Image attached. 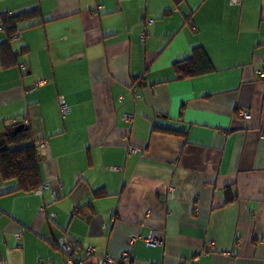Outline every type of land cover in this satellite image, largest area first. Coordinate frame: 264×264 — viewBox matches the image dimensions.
I'll use <instances>...</instances> for the list:
<instances>
[{
  "label": "crops",
  "instance_id": "crops-1",
  "mask_svg": "<svg viewBox=\"0 0 264 264\" xmlns=\"http://www.w3.org/2000/svg\"><path fill=\"white\" fill-rule=\"evenodd\" d=\"M36 7L0 27V141H48L44 186L0 170V257L59 263L68 236L129 264H264V0H0ZM197 46L217 70L174 80Z\"/></svg>",
  "mask_w": 264,
  "mask_h": 264
},
{
  "label": "trees",
  "instance_id": "trees-1",
  "mask_svg": "<svg viewBox=\"0 0 264 264\" xmlns=\"http://www.w3.org/2000/svg\"><path fill=\"white\" fill-rule=\"evenodd\" d=\"M175 1L180 2L181 0ZM39 15V7L17 14L3 12L0 13V27L4 28L9 36L18 35V31L20 30L18 29L20 27L19 24L22 21L27 22L36 19ZM32 26H35L34 23L27 27ZM25 49L28 50L27 47L22 48V50ZM1 55L5 59L9 56L11 59L16 57V54L12 52L7 42L2 45ZM15 61L14 59L13 62ZM174 67L176 71L174 80L200 77L217 70L211 57L202 46L194 47L191 56L184 60L177 61ZM15 127L14 125L5 131L3 137L4 142L0 145L1 175L5 180H14L16 182L15 191L42 189L44 181L42 179L39 148L46 146L41 145L44 140L34 137L32 128L29 124L23 123V126L16 132ZM153 130L164 132V129L157 126H154Z\"/></svg>",
  "mask_w": 264,
  "mask_h": 264
},
{
  "label": "built area",
  "instance_id": "built-area-1",
  "mask_svg": "<svg viewBox=\"0 0 264 264\" xmlns=\"http://www.w3.org/2000/svg\"><path fill=\"white\" fill-rule=\"evenodd\" d=\"M241 1L242 0H232V2H234L235 4H238ZM259 75L261 77H264L263 72H259ZM61 110L64 114H66L70 110L69 106L64 101L61 102ZM239 112L242 116L246 118H249L251 116L249 112L243 109H241ZM127 118H130V117L127 115ZM47 144H48V141H44L41 143V145H47ZM21 235L22 233H18V236H21ZM134 240L135 238L132 239V241ZM145 241L148 245H152V246H156L160 244L161 238L158 235V231L155 229H152L150 233L146 236ZM210 244L211 246H213L215 245V242L211 241ZM60 245H61L62 251L65 253V258L59 263L52 262L51 264H84L85 262L89 261L93 255L98 256L97 264H129L128 253H124L121 259H117L109 253L98 254L96 252L95 247H92V246L86 247L83 250V254L80 255L78 247L75 246V243L73 242V240L68 236H64L60 239ZM0 264H8V262L3 260L0 257Z\"/></svg>",
  "mask_w": 264,
  "mask_h": 264
},
{
  "label": "water",
  "instance_id": "water-1",
  "mask_svg": "<svg viewBox=\"0 0 264 264\" xmlns=\"http://www.w3.org/2000/svg\"><path fill=\"white\" fill-rule=\"evenodd\" d=\"M22 126H23V123H19L18 125H16V127H15V132H16L17 130H19ZM1 142H4V139H2V140L0 141V143H1Z\"/></svg>",
  "mask_w": 264,
  "mask_h": 264
},
{
  "label": "rangeland",
  "instance_id": "rangeland-1",
  "mask_svg": "<svg viewBox=\"0 0 264 264\" xmlns=\"http://www.w3.org/2000/svg\"><path fill=\"white\" fill-rule=\"evenodd\" d=\"M239 5H236V6H234V8H236L237 10H239ZM256 7H257V5H256ZM258 9H259V7H258Z\"/></svg>",
  "mask_w": 264,
  "mask_h": 264
}]
</instances>
